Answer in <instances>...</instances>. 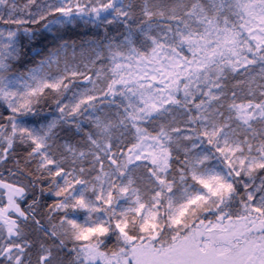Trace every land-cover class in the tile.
<instances>
[{"label":"snow or ice","instance_id":"snow-or-ice-1","mask_svg":"<svg viewBox=\"0 0 264 264\" xmlns=\"http://www.w3.org/2000/svg\"><path fill=\"white\" fill-rule=\"evenodd\" d=\"M0 264H264V0H0Z\"/></svg>","mask_w":264,"mask_h":264}]
</instances>
